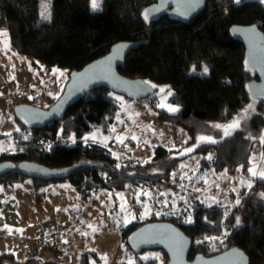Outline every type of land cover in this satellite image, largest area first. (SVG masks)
Returning a JSON list of instances; mask_svg holds the SVG:
<instances>
[{
    "label": "trees",
    "instance_id": "obj_1",
    "mask_svg": "<svg viewBox=\"0 0 264 264\" xmlns=\"http://www.w3.org/2000/svg\"><path fill=\"white\" fill-rule=\"evenodd\" d=\"M154 2L101 0L100 9L93 11L90 0H49L51 15L46 20L41 16L44 0H0V31L7 32L11 47L30 57L34 65L64 69L68 76L107 54L115 43L137 42L138 48L126 56L118 73L155 85L146 98L151 102L170 90L167 101L179 111H154L159 122L182 129L187 142L176 150L155 147L152 160L143 165L131 158L117 166L113 146L90 143L83 151L72 140L95 129L107 132L120 111L115 94L97 88L69 107L59 121L32 130L19 124L20 129L8 136L0 133V139L10 138L12 143V152H1L0 162L17 165L30 161L52 169L71 168L73 172L65 180L84 198L100 189L121 191L127 184L170 181L177 163L191 155L201 156L203 169L227 175L240 170L245 177L250 175L253 148L264 130V100H253L254 113L230 136L218 135L215 143H196L200 136L217 129L213 125L233 120L252 101L244 90L251 79L243 70L244 49L231 38L229 28L255 24L264 35V4L258 0H206L204 10L188 23L164 16L146 24L140 12ZM189 148L192 151H187ZM183 150L185 154L180 155ZM171 156L174 159L166 162ZM157 166L160 172L148 176L140 173ZM26 179L16 169L0 177V186L10 187ZM29 180L34 186L65 181ZM189 217L193 223L184 222ZM155 221L171 222L190 237L188 259L196 254L211 257L238 247L248 256L249 264H264V178H256L239 202L228 209L196 199L191 201L189 213L177 212L148 222ZM142 224L133 222L125 227L122 243L133 264H154L155 260L143 261L139 254H132L126 244L127 235ZM92 259L99 260L94 253H82L79 264H94ZM0 264L20 263L12 254L2 253ZM24 264L58 263L31 257Z\"/></svg>",
    "mask_w": 264,
    "mask_h": 264
},
{
    "label": "rangeland",
    "instance_id": "obj_2",
    "mask_svg": "<svg viewBox=\"0 0 264 264\" xmlns=\"http://www.w3.org/2000/svg\"><path fill=\"white\" fill-rule=\"evenodd\" d=\"M262 3L264 4V1ZM90 8L92 10L91 0ZM0 32L7 34L5 31ZM32 62L30 57L18 54L11 47L8 35H0V133L3 135L8 136V134L20 129L19 123L13 116L12 108L14 105L23 103L22 101H24V97L27 94L37 91L40 94V103H38L37 107L44 109L52 100H56L60 96L67 81L66 70L60 68L47 69L40 63L34 65ZM54 69L58 71L53 72ZM165 93L152 102L145 100V103L150 104L152 111L141 115L133 126V120L143 106V99L130 100L115 94L114 97L121 106L115 124L110 131L105 132L95 129L81 139L72 141L83 151H86L93 139V135L95 136L94 139L109 143L114 133L125 134L130 130L126 139L130 138L131 140L127 141L123 146L112 149L118 161L117 166L123 160L131 158L142 165L148 163L152 160L154 148L157 146L166 150L180 148L187 142V134L175 125L159 122L154 111V108H160L168 113H175L168 110L167 106L169 105L177 106L168 103L169 94L164 95ZM138 101L140 102L136 103ZM249 105L252 106L251 109H249ZM246 109H248L247 116L243 118ZM254 111L255 103L252 100L234 119L239 118L240 127H243ZM233 120L219 125H228ZM113 128L115 131H113ZM218 135H223L222 129L217 128L212 133L202 136L212 137L215 140ZM262 136H264V130L258 137L259 140ZM86 137L88 138L87 140L85 139ZM206 143L209 142H201L197 139L196 144L202 145ZM11 148L10 138L0 139V153L3 151L12 152ZM185 152L183 150L180 155L185 154ZM261 153H264V144L260 140L253 148L250 158L252 166L253 157L256 158V162L264 163L260 161ZM200 158V155H191L179 161L170 181L155 184H127L123 190L113 191L119 193L118 211L113 219L109 218L108 222H105L106 213L103 212L102 221H100V225H97L101 231L109 229L111 233L97 234L91 237L89 241L90 246L95 249L100 259L98 261L93 259L94 264H128L129 261H132L133 264V257L125 250L120 240L119 235L121 234L116 233L120 223H124L123 226L130 225L133 222L141 224L147 223L150 219H161L169 214L175 215L177 212L180 214L185 211L189 213L191 201L196 199L201 200L205 205L219 204L228 209L231 205L239 202L242 192L249 189V184L252 186L254 180L259 177L253 176L251 173L248 177H245L240 170L233 175H227L224 172L217 173L213 169H203L200 165ZM173 159L174 156H171L166 162H170ZM160 170L161 167L157 166L140 173L148 176L160 172ZM179 190H182V192ZM256 196H259V193H256ZM183 203H185V206L180 207ZM187 220L188 218H185L184 222L187 223ZM50 257L52 258V256ZM139 258L143 261L155 260L154 264H166L167 262L162 252L157 250L142 251L139 254ZM21 259L24 261L26 258L22 256ZM21 264L24 263L21 262Z\"/></svg>",
    "mask_w": 264,
    "mask_h": 264
},
{
    "label": "water",
    "instance_id": "obj_3",
    "mask_svg": "<svg viewBox=\"0 0 264 264\" xmlns=\"http://www.w3.org/2000/svg\"><path fill=\"white\" fill-rule=\"evenodd\" d=\"M206 0H155L140 12L141 20L153 23L161 17L172 21L188 23L199 15ZM147 14L148 19H145ZM232 39L244 49L243 70L250 81L245 92L251 100H264V35L257 25H233L229 28ZM137 42H118L111 46L104 56L85 65L79 71L69 74L60 96L47 109L30 104H17L12 108L15 120L26 129H40L63 118L66 110L79 102L91 90L105 88L130 100L147 98L152 87L140 80L126 78L118 73L126 56L137 49ZM18 170L29 179L50 181L65 180L73 172L71 168L52 169L41 164L22 161L17 165L11 161L0 162V177ZM126 244L132 254L145 250L162 251L167 256L166 264H249L248 256L238 247H231L219 254L205 257L196 254L188 259L192 242L178 226L171 222H147L126 237Z\"/></svg>",
    "mask_w": 264,
    "mask_h": 264
},
{
    "label": "crops",
    "instance_id": "obj_4",
    "mask_svg": "<svg viewBox=\"0 0 264 264\" xmlns=\"http://www.w3.org/2000/svg\"><path fill=\"white\" fill-rule=\"evenodd\" d=\"M258 1L262 3L264 0ZM145 100L148 101L143 99V106L136 114L132 126L141 115L152 111L150 104L145 103ZM129 131L125 134L114 133L109 143L97 139H92L91 143L105 147L123 146L131 140L126 139ZM120 138H124L123 143L119 142ZM118 195L119 193L111 190L100 189L90 197L84 198L67 180L34 186L31 180L26 179L10 187L0 186V254H12L20 264L31 257L42 262L54 261L58 264H79V256L82 253H94L98 257L89 241L97 234L111 233L109 229L101 231L97 225L102 221L103 212L106 213L105 222H108L110 217L114 218L118 211ZM182 206H185V203L180 207ZM123 225L124 223H120L116 233L122 234V230L129 224ZM92 228L98 230L93 231ZM55 232L60 233L63 241L81 243V247L58 253L42 250L33 256L27 255L26 245L32 239ZM119 236L122 241L121 235ZM22 256L26 258L24 261Z\"/></svg>",
    "mask_w": 264,
    "mask_h": 264
},
{
    "label": "snow or ice",
    "instance_id": "obj_5",
    "mask_svg": "<svg viewBox=\"0 0 264 264\" xmlns=\"http://www.w3.org/2000/svg\"><path fill=\"white\" fill-rule=\"evenodd\" d=\"M237 3L240 2V0H236ZM100 0H91V7H92V10L93 11H98L100 9ZM50 10H49V2L48 0H44V3H43V11L41 12V16L43 19H50ZM145 19H148V16L147 14H145ZM0 35L2 36H6L7 34L4 33V32H0ZM58 70H53V72H57ZM208 72V69L205 67L204 68V73H207ZM14 78V77H13ZM147 83V82H145ZM152 87H156L155 85H152ZM161 91L163 92L164 89H161ZM169 95H171V91L169 90L168 92ZM160 106H163V105H160ZM168 107V110L170 112H177L179 111V108L178 107H173V106H167ZM252 106L249 105V109H251ZM247 112H248V109L245 110V114H244V117L243 118H246L247 116ZM213 127L215 128H218V129H222L223 130V135L224 136H230L232 134V132L236 129H238L240 127V119H234L233 122H231L230 124L228 125H213ZM113 131H115V129L113 128ZM10 135V134H8ZM27 138V137H25ZM93 139L95 138V136L93 135L92 137ZM86 140L88 139L87 137L85 138ZM133 139H135V137H133ZM123 140L124 138H120L119 142L120 143H123ZM199 141L201 142H209V143H215L216 141L212 138V137H208V136H201L198 138ZM261 140V143L264 144V136H262L260 138ZM187 151H192L191 148L187 149ZM253 160V166L251 168L248 169V171L251 173V175L253 176H259L261 178H264V163H260V162H256V158L253 157L252 158ZM260 161L261 162H264V153H261L260 155ZM249 187H251V184H249ZM145 195H147V193H145ZM187 223H193V220L191 219V217L188 218V220L186 221ZM237 222H239V218H237ZM7 227V226H5ZM89 227H92L91 225H89ZM93 231H97L98 229L96 228H92ZM105 259V262H106V257L104 258ZM128 264H132V261H129Z\"/></svg>",
    "mask_w": 264,
    "mask_h": 264
},
{
    "label": "built area",
    "instance_id": "obj_6",
    "mask_svg": "<svg viewBox=\"0 0 264 264\" xmlns=\"http://www.w3.org/2000/svg\"><path fill=\"white\" fill-rule=\"evenodd\" d=\"M27 99V101H26ZM25 104L38 106L40 103V94L37 91H32L24 97ZM81 246V243H72L69 241H63L59 232L43 234L37 238L32 239L26 245V252L28 256H33L37 251L51 250L55 253L61 251H67L70 248L76 249Z\"/></svg>",
    "mask_w": 264,
    "mask_h": 264
}]
</instances>
